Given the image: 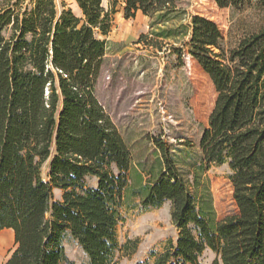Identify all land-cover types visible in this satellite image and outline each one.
Segmentation results:
<instances>
[{"label":"trees","instance_id":"trees-1","mask_svg":"<svg viewBox=\"0 0 264 264\" xmlns=\"http://www.w3.org/2000/svg\"><path fill=\"white\" fill-rule=\"evenodd\" d=\"M74 1L81 15L59 13L55 0H0V233L13 229L17 244L4 264L68 262L66 230L90 264H118V252H131L117 232L129 195L144 206L172 204L177 236L146 264H197L206 249L217 254L215 264H264V27L230 51V86L200 138L199 193L177 167L176 146L166 150L158 140L164 170L129 194L132 154L96 94L108 48L96 30L110 32L111 11L103 0ZM157 2L124 0L125 16L149 13ZM170 13L152 16L157 36L177 37ZM49 159L46 181L41 168ZM212 164L230 168L234 209L222 219L200 181ZM53 187L64 191L62 200L53 201Z\"/></svg>","mask_w":264,"mask_h":264},{"label":"rangeland","instance_id":"rangeland-1","mask_svg":"<svg viewBox=\"0 0 264 264\" xmlns=\"http://www.w3.org/2000/svg\"><path fill=\"white\" fill-rule=\"evenodd\" d=\"M55 2L59 13L72 8L81 15L74 0ZM103 5L111 11L112 25L106 35L96 30L108 44L96 94L132 154L129 194L164 170L165 155L156 144L158 140L165 142L166 150L176 146L173 157L177 167L199 193L201 186H194V175L203 162L202 131L219 93L230 86V51L244 34L264 27V0H158L149 13L138 11L130 18L125 16L124 0H103ZM164 10L172 11L167 25L176 27V38L153 32L152 16ZM161 26L162 22L155 24L154 29ZM50 164L51 159L41 168L46 181L50 180ZM229 176L228 164H212L200 175L201 183L212 193L219 219L234 209ZM96 181V177L87 178L88 185ZM63 193L53 187V201L62 200ZM126 201L117 232L121 244L131 241V252H118V264H146L153 252L161 251L168 239L177 236L172 204L167 200L159 206H144L139 196L131 195ZM61 243L68 257L62 264H90L70 231L63 233ZM16 247L14 235L0 245V264ZM216 257L213 250L206 249L197 264H215Z\"/></svg>","mask_w":264,"mask_h":264},{"label":"crops","instance_id":"crops-1","mask_svg":"<svg viewBox=\"0 0 264 264\" xmlns=\"http://www.w3.org/2000/svg\"><path fill=\"white\" fill-rule=\"evenodd\" d=\"M6 230L8 231L7 233H4V232H6ZM3 232V233H2ZM12 235H14V230L13 229H11V228H6V229H3L2 231H1V233H0V245H4V244H6L8 241H9V239H10V237L12 236Z\"/></svg>","mask_w":264,"mask_h":264}]
</instances>
